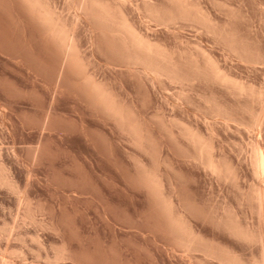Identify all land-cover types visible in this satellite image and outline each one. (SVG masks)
I'll return each mask as SVG.
<instances>
[{
  "label": "rangeland",
  "instance_id": "obj_1",
  "mask_svg": "<svg viewBox=\"0 0 264 264\" xmlns=\"http://www.w3.org/2000/svg\"><path fill=\"white\" fill-rule=\"evenodd\" d=\"M157 1L150 2L164 4ZM201 1L219 23L227 22L211 0ZM260 1L234 0L245 19L231 24L253 51L249 54L264 57V16L256 11ZM53 2L66 8L65 0ZM128 12L142 22L152 42L173 50L186 74L196 75L189 57L199 54L203 62L202 49L234 79L256 92L264 90V64L254 63L250 55H237L195 27ZM88 20L81 15L76 27L84 66L142 128V143L95 108L80 75L69 71L72 64L66 66L58 45L24 6L0 0V171L17 187L0 185V225L9 232L0 235V264L5 259L13 264H228L231 256L250 264L260 258L258 243L239 240L225 225L234 216L241 226L264 233V218L249 196L258 182L251 151L254 145L264 149V127L250 130L222 117L215 120L206 109L215 101L252 122L250 113L261 105L247 106L246 98L200 75L192 87L186 85L188 100L180 97L178 84L154 80L144 69L121 62ZM184 125L213 137L216 157L235 168L237 182L214 175L193 158L195 148ZM148 172L159 178L162 196L175 203L176 213L184 212L204 252L198 247L202 251L186 253L179 245L171 213L148 186Z\"/></svg>",
  "mask_w": 264,
  "mask_h": 264
},
{
  "label": "bare ground",
  "instance_id": "obj_2",
  "mask_svg": "<svg viewBox=\"0 0 264 264\" xmlns=\"http://www.w3.org/2000/svg\"><path fill=\"white\" fill-rule=\"evenodd\" d=\"M18 1L19 3H21V5L24 6L25 12H27V14L30 17H32L34 20H37L40 23V25L43 27V31L45 30V33L49 36L48 39H51L53 43H56V45H58L57 50H59L60 53L62 52V54L65 55L63 56L66 58V61L68 62L66 66L72 64V66L71 65L68 66V68H70L71 66L69 71L72 74L76 73L75 74L76 76L80 75L78 78L82 80L84 87L87 91L86 94H88L90 99L95 103V104L93 103L95 105V108L97 105V108L99 106L100 110H103V112L114 117L119 122V124L124 129H126L130 133V135L134 137L136 142L141 141L142 143L141 140L142 128L140 129L138 123L134 120V118L130 116L129 113H127L123 109V107L121 106L122 104L120 105L118 103V100L114 97L115 94L113 95L110 91L107 90L109 87L106 89L101 83L96 81V79L93 77L94 75L92 76L91 74H88L89 71L87 72V67L84 66L81 56L83 54L81 49L82 46L79 44L78 36L76 34V27L77 24H79L78 22L81 15H84L93 23L95 30L97 31L95 35L100 34V36L107 43V45H109V47L113 49V51H115L116 54H118V56L122 60L121 62H124L129 68L135 70L138 68H142L144 69L143 72H146L147 74L151 75L154 80L161 81V79L166 78L171 83H174L176 85L178 84L180 86V90L177 92L178 95L180 97L187 98V100L189 94L186 88L188 86L190 87L192 84L191 82L195 81L194 79L195 76L200 75L201 77L199 76V78H204V79L206 78V81L209 80L208 82L211 81L212 84L214 83L223 86V88L229 91V93H231L233 96L240 97V99L246 98V101L248 102L247 106L250 105L254 106L255 103L261 105L262 113L260 112L261 111L260 108L259 111L258 110L253 111L250 107L249 108L245 107L246 109H251V112L253 111L252 113H250V111H246L248 115L250 113V115L252 116V117L249 116L250 120L252 118V122L246 120L248 122L246 123L244 119H242L241 117L239 118V116L233 114V112L224 110V108H222L220 103L218 104V102L214 101L213 104L210 102L211 103L210 107L206 109L207 111L206 114L209 113L210 118L216 120L222 117L224 121H226L227 123H232L235 125L237 124L238 126L245 125V127H248L250 130L252 128L256 129L257 127L263 129L264 127V114H263L264 90L263 89H262L263 91L256 92L255 90L256 88L254 89L253 87H249L248 86L249 84L245 86V84L241 83V81L239 82L237 78L234 79L231 75L226 73V71H223L224 69L219 66V64L217 63L218 61L216 62L209 54L206 53L207 51L205 52L202 49L199 52L202 53L203 62H201L200 57H198L199 54L197 56L196 54L193 55L194 54L193 53L191 57H189V62L191 64L190 67H192V73L195 72L196 75L195 73H193L195 76H193L192 74H186L185 73L186 70L181 71L180 63L176 58L178 56L175 57V55L171 53V51L173 50L169 51L167 48H165V46L163 47L157 43L152 42L150 38L143 33L140 26L142 22L140 21L141 24H139L138 21H135L132 18L130 12H128L129 8L132 13L137 14L143 12L147 18L151 19V21L153 20L154 22L155 21L161 22L166 25H171V26L189 25L195 27L197 28V30L199 29L206 32L207 34L212 35L217 41L224 44L225 47H228V49H230L231 51L238 53L237 55L241 54L242 56L248 57L250 55L249 53L253 51L249 50L248 48H246L247 47L246 45L242 44L244 43L242 38L241 39L238 38V34L236 33V30L238 29L235 30V28L237 27L235 26L237 23L236 21H240V18L245 19V17L241 16L242 9L235 6L234 0H211L212 5L216 7L227 18L226 19L227 22H225L223 25L218 22L219 19L217 20V18L212 14V12L207 7L204 6L201 0H163L164 4L160 2L161 7L152 4V2H150L151 0H65L66 8L64 9H60V7H58L56 3L53 2L54 0L53 1L52 0H18ZM256 11L257 14L260 15L261 17L264 16V2L261 1L257 2ZM231 23L232 24L234 23L235 27ZM248 50L250 52H248ZM188 55L190 56V53ZM251 55L248 58L252 59L254 63L264 64V57L253 56L254 53L252 55L253 57ZM73 67H75L76 68L75 71L77 70L78 72L77 71L75 72L74 69H72ZM77 73L79 75H77ZM196 79L198 78L196 77ZM249 103L251 104L249 105ZM255 112L256 113L260 112V114L257 113L258 114L257 115ZM209 114L207 115L209 116ZM229 127L230 126H228V128ZM183 130H184L183 131L184 135L191 143L190 146H193L195 148L194 152H196V154L193 158L196 161L198 160V162L203 164L205 168H208V170L211 171L214 175H217L218 177L222 176V179L225 175V178L227 177H228L227 179L232 178L233 181L236 180L235 182H237L238 175L235 168L233 166H230V164L229 165L223 164L222 160L220 161L216 157V146H215L216 144L214 143L212 136L210 137V139L209 138L207 139L205 138V136L200 135L199 132L197 133L194 130H192V128L190 129V127L188 128L187 126H185ZM251 164H252L254 176L256 177V180H258V182L255 185L254 184L252 185L251 190L249 189L250 192L249 196L253 200L252 202L256 203L257 207L255 209H257L259 215L263 216L264 218V149L263 148L257 145L256 146L254 145V147H252ZM2 171L3 169L1 168L0 185L16 191L17 190L16 184L13 182V180L10 178L9 175L8 176L6 175L7 173L5 172V170L3 171V173ZM149 172L148 174L146 173L149 184L148 186H150L154 190L155 194L158 197L160 196L165 209L171 213V231L172 234L173 233L175 234L177 242L179 241L180 243L179 245L184 248V251L186 253L187 252L192 253V251L195 250L196 251L203 250L204 252V250L206 249H203L205 247L201 248L203 245H200L201 240L199 239L198 236L199 234H197L194 231L193 227L184 218V215H182L184 212L176 213L177 208L175 207V203H173L172 200L169 201L168 199H165L162 196L159 178L152 172L151 173ZM229 217H228L229 222L226 223L228 225L225 226L226 228L227 227L229 228L228 230H230L229 232L231 233V235H233L238 239L240 238L243 239L244 241L246 240V242L248 241L253 243L256 242L263 249V252H261L262 256H260V258L257 257L258 259L253 260L254 262L252 261L251 263L264 264V233H261V229L259 233L248 229L249 227L247 226H246L247 228L243 227L241 226V223L239 224L238 221L234 220L235 219L233 218L234 216L232 217V219H229ZM2 227L3 226L0 225V235L4 234V232L5 235H8L6 234L9 233L8 231L6 232L7 226L6 228H2ZM198 242L199 245L197 244ZM198 247H200L202 250L199 249ZM208 252H209L208 254L209 256L208 255L207 256L211 257L212 255L210 251ZM9 261L7 262L5 259L2 264H11L13 262L11 260L12 262L10 261L9 263ZM227 262L228 264H248V263H244V261L238 259L237 257H232V256L227 259Z\"/></svg>",
  "mask_w": 264,
  "mask_h": 264
}]
</instances>
